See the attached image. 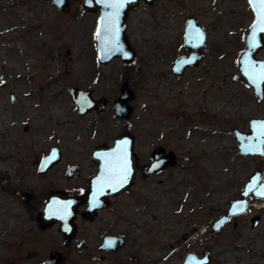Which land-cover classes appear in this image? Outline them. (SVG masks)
I'll use <instances>...</instances> for the list:
<instances>
[{"label": "flooded vegetation", "instance_id": "1", "mask_svg": "<svg viewBox=\"0 0 264 264\" xmlns=\"http://www.w3.org/2000/svg\"><path fill=\"white\" fill-rule=\"evenodd\" d=\"M18 1L20 0L14 5L5 6L4 0H0V33L4 32L5 17L9 18L6 11L13 6V10L21 11L15 18L18 33L28 32L26 27L21 28V23L27 21L23 14L30 10L23 7L27 2L35 0ZM188 1L190 5L185 9L182 52L179 55L184 52V31L188 19L194 20V26H200L206 43L203 59L185 68L181 75L177 76L171 72L172 64L179 55L171 64L170 73L177 92L176 110L182 107V94L187 89L190 90L192 110L188 113V130L210 133L212 122L215 121L218 134H222L228 126L226 99L229 85H236L232 96L246 94L256 99V104H264V94L263 98L259 99L254 95L252 87L238 78V59L246 47V37L255 18L254 12L248 0ZM49 2L57 10L54 20L71 11L70 0H66L69 7L67 10L59 9L53 0ZM155 2L156 0H153L151 5H146L139 1L137 9L139 5L149 8ZM220 2H225L224 5L228 7L229 14L226 15L230 18L229 23L233 24L228 33L231 43L229 47L235 46L237 53L231 60L235 72L229 74L227 69H219L220 73L215 74L213 81L210 74L212 65L205 61L210 45L214 44L210 28L212 24L210 26L209 22H205L201 17L212 15L220 8ZM227 2L230 4L227 5ZM136 10H131L127 17ZM93 14L96 17L95 30L99 15ZM240 15L247 18L246 23L243 19L239 20ZM52 26L57 32L63 28L56 23ZM34 31L35 28L33 33ZM221 36L227 40V32ZM262 38L264 40V34ZM93 45L96 60L94 66L83 71L81 61L78 67V82L67 86L58 84L61 81L59 69L53 74L52 67L46 61L33 63L35 66L31 65L33 61H22L24 68L29 69V72L24 74L0 72V77L3 74L9 76V80L0 86V206L3 208L0 216L6 224L23 227L20 237L1 246L2 251L7 253L8 250V253L15 257V260L8 264H184L187 257L190 264H212L216 252L212 249L211 238H217L216 233L227 224L216 232L212 230V225L227 212L230 203L225 211L212 221L210 228L214 233H185L166 246L160 232H152L153 223L156 224V231L162 230V218L158 219L160 209L153 212L152 206L160 204L164 177L178 165L179 157L163 143L159 131V123H162L160 116L154 115L152 110L155 102L148 99L152 98L151 93L143 90L144 101L140 107L136 105L138 96L130 81V71L136 60L131 64L118 61L122 64L123 76L117 95L114 91H96L102 76L100 69L103 71L109 68L118 58L100 64L97 61L95 39ZM66 55H70L69 50ZM256 58L264 59V47L256 54ZM124 85L134 96L127 101V107L130 109L127 118L117 117L115 112V102ZM217 85L221 92L223 91L224 98L219 102V109L213 112L210 96ZM73 88L83 92L79 93L82 98L79 106L71 98L70 90ZM113 88L114 86H108L109 90ZM183 115L177 112L176 118ZM256 117L264 118V115L249 118L245 130H240L233 124L232 131L238 129L246 132L250 120ZM116 125L118 132L111 134ZM45 126L48 129H45ZM68 130H74L75 136L65 137L64 132ZM121 133L133 136V153L136 158L134 180L126 192L105 195L108 187L96 185L93 181L100 173V166L104 164L102 161L98 163L93 152L100 147L113 157L125 152L123 147L115 148L116 136ZM160 148L166 153L174 152V166L151 167L150 158ZM164 152L161 151L162 159ZM190 159L188 155L184 160ZM139 204L141 206H138ZM232 220V226L235 228L237 223ZM233 222L236 224L233 225ZM109 241L113 242L111 246L108 245ZM170 258L174 260L169 261Z\"/></svg>", "mask_w": 264, "mask_h": 264}, {"label": "rangeland", "instance_id": "2", "mask_svg": "<svg viewBox=\"0 0 264 264\" xmlns=\"http://www.w3.org/2000/svg\"><path fill=\"white\" fill-rule=\"evenodd\" d=\"M70 1L71 11L56 20L54 15L57 10L50 5L49 0L27 2L23 8L30 11L23 14L27 23H21V28L26 27L28 32H20L21 34L18 33V23L15 20L21 11L13 10L14 6L6 11L9 18L5 17L4 32L0 33L2 39L0 72L24 74L28 73L29 69L24 68L22 61H33L31 65L34 66L40 61L42 63L46 61L52 67L53 74L59 69L61 81L58 84L67 86L78 82V67L81 61L83 71L94 66L96 60L93 32L96 17L91 12L83 11L81 6L83 0ZM16 3L17 0H4L5 6ZM224 4L225 2H220V8L212 15L201 17L205 22H209L210 26L212 24L210 28L214 44L210 45L205 59L212 65L210 66L212 78L216 73H220L219 69H227L229 74L235 72L231 60L237 50L235 46L229 47L231 43L228 38L233 24L229 23L230 18L226 15L229 14L228 7ZM226 4L229 5L230 2ZM189 5L188 0H156L149 8L139 5L138 9L127 17L126 34L137 53L130 71L132 88L138 96L136 105L140 107L144 101L143 90L151 93L152 98L148 99L155 102L152 110L154 115L160 116L162 123H159V131L163 143L179 157L178 165L164 177L160 204L152 206L153 212L160 209L158 219L162 218L160 224L162 230L156 231V224L153 223L152 232L154 234L160 232L166 246L185 233H214L210 228L212 221L225 211L232 200L239 197L241 187L248 176L253 171L264 174V159L240 156L232 134L233 124L240 130H245L249 118L264 115V104H256V99L246 94L232 96L236 85H229L226 99L228 126L222 134H218L215 121L212 122L210 133L188 130L190 127L188 113L192 110L190 90L187 89L182 94V107L176 110L177 92L170 67L182 52L183 22L186 17L185 9H188ZM218 10L221 12H217ZM238 18L247 22L245 16L240 15ZM54 23L63 26L61 31L57 32L54 29L52 26ZM225 31L227 40L221 36L226 34ZM67 50L70 51V55H66ZM114 61L115 64L109 68L103 71L100 69L102 76L96 90L100 91L99 93L114 91L116 95L118 94L123 68L118 62L119 59ZM106 78L109 79L105 80ZM109 85L114 88L109 90ZM223 98V91L221 92L217 85L210 96L211 111L219 109V102ZM177 112L184 115L177 119ZM137 114L140 115L139 110ZM45 129L48 127L45 126ZM75 132L68 130L64 132V136L74 137ZM113 132H118L117 125L111 134ZM188 155L191 159L185 161ZM2 209L0 206V214L3 213ZM255 215L260 216V223L257 227L251 228L250 220ZM232 221L237 223L235 228L231 222L216 233L217 238H211L212 249L216 252L212 264H264V200L251 199L247 212L233 218ZM160 225L158 224L159 227ZM22 233L23 227L6 224L0 216V264H8L15 260L8 250L7 253L2 251L1 246L10 244V241L20 237ZM173 260L174 258L169 259Z\"/></svg>", "mask_w": 264, "mask_h": 264}, {"label": "water", "instance_id": "3", "mask_svg": "<svg viewBox=\"0 0 264 264\" xmlns=\"http://www.w3.org/2000/svg\"><path fill=\"white\" fill-rule=\"evenodd\" d=\"M139 1H143L146 5L153 3V0H119V3H122L123 7L117 8L110 6L116 0L83 1L84 11L99 15L94 30V39L97 61L100 64H106L116 58L120 59L124 64H131L136 60L137 53L126 34L125 20L131 10L137 9ZM248 2L254 12L255 18L246 37V47L238 59V78L252 87L254 95L262 99L264 94V79L261 77L264 76V59L256 58V54L264 47V40L262 38L264 31H261V27L264 25L261 24L259 18V0H248ZM53 3L61 10L69 8L66 0H53ZM194 25V20L188 19L184 31V52L176 58L171 67V72L177 76L181 75L185 68L197 64L204 57L206 43L204 34L200 26ZM253 34H255V47L252 46ZM8 80L9 76L7 74L1 75L0 86ZM79 93L83 92L76 88L70 90L71 98L77 106H79L82 99ZM133 97V94L124 85L121 88V95L115 102L117 117L127 118L129 116L130 109L127 107V101ZM232 134L240 156H255L264 159V118H253L250 120L246 132L234 129ZM125 141H127L126 147ZM121 147L125 149V152L115 154V157L110 155L111 153L108 151L103 150V147L97 148L93 152L98 163L102 161V163L106 164L100 166V173L93 179L94 184L108 187V190L104 193L105 195L126 192L133 183L136 158L133 153V136L131 134L121 133L116 136L115 148L119 149ZM161 151L164 152L160 148L152 154L149 161L151 167L167 168L174 166L176 162L174 152H164L162 159ZM109 163L110 165H108ZM125 177L126 182H123ZM251 198L264 200V174L260 171H253L248 176L241 188L239 197L230 202L227 212L213 223L212 230L216 232L222 226L231 222L232 218L245 214L248 208V200ZM241 206L244 208L243 211L238 210ZM250 223L251 228L257 227L260 223V216L255 215L252 217ZM235 224L234 222L233 225ZM184 264H190L188 257Z\"/></svg>", "mask_w": 264, "mask_h": 264}, {"label": "snow or ice", "instance_id": "4", "mask_svg": "<svg viewBox=\"0 0 264 264\" xmlns=\"http://www.w3.org/2000/svg\"><path fill=\"white\" fill-rule=\"evenodd\" d=\"M110 6L119 8V7H123V4L119 3V0H116V2L111 4ZM259 12H260L259 18H260L261 24L264 25V0H259ZM261 31H264V26L261 27ZM252 46L253 47L256 46L255 45V34H253V45ZM261 78L264 79V76H262ZM126 145H127V141H125V147ZM123 182H126V177ZM238 210L243 211L244 210L243 206H241ZM112 243H113L112 241H109L108 245L111 246Z\"/></svg>", "mask_w": 264, "mask_h": 264}]
</instances>
